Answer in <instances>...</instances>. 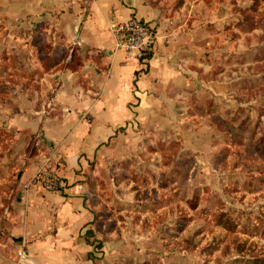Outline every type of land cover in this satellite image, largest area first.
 Segmentation results:
<instances>
[{
	"label": "rangeland",
	"instance_id": "374dc122",
	"mask_svg": "<svg viewBox=\"0 0 264 264\" xmlns=\"http://www.w3.org/2000/svg\"><path fill=\"white\" fill-rule=\"evenodd\" d=\"M49 1L0 0V93L66 67L70 27ZM143 1L201 76L83 169L96 263L264 264V0Z\"/></svg>",
	"mask_w": 264,
	"mask_h": 264
},
{
	"label": "crops",
	"instance_id": "0c3cea01",
	"mask_svg": "<svg viewBox=\"0 0 264 264\" xmlns=\"http://www.w3.org/2000/svg\"><path fill=\"white\" fill-rule=\"evenodd\" d=\"M49 3L65 10L70 27L64 37L70 50L66 67L53 71V77L41 76L49 81L36 87L11 84L4 76L9 87L4 81L0 93V135L10 140L0 174L13 175L0 176L5 188L0 193V264H97L100 248L92 242L97 238L94 214L82 171L122 129L142 121L153 107L177 104L180 92L201 76L200 69L188 73L195 56L191 59L178 37L153 20L157 12L143 0ZM114 16L154 22L157 36L146 63L116 49L108 30ZM31 140L34 148L29 149ZM52 153L64 158L61 190L25 189Z\"/></svg>",
	"mask_w": 264,
	"mask_h": 264
},
{
	"label": "built area",
	"instance_id": "2783aa9c",
	"mask_svg": "<svg viewBox=\"0 0 264 264\" xmlns=\"http://www.w3.org/2000/svg\"><path fill=\"white\" fill-rule=\"evenodd\" d=\"M108 30L112 34L116 49L123 51L128 58L141 63L147 62V53L152 51L157 36L154 24L138 16H114L108 21ZM63 166L64 158L61 155L50 154L23 187L27 190L33 187L47 191L61 190L63 180L60 168Z\"/></svg>",
	"mask_w": 264,
	"mask_h": 264
},
{
	"label": "trees",
	"instance_id": "16d2710c",
	"mask_svg": "<svg viewBox=\"0 0 264 264\" xmlns=\"http://www.w3.org/2000/svg\"><path fill=\"white\" fill-rule=\"evenodd\" d=\"M152 56V51H150L149 53H147V57L150 58ZM146 62H143V64ZM91 234H94V232H91ZM92 242L94 243L95 246L97 247H101L102 246V241L100 239H93Z\"/></svg>",
	"mask_w": 264,
	"mask_h": 264
}]
</instances>
